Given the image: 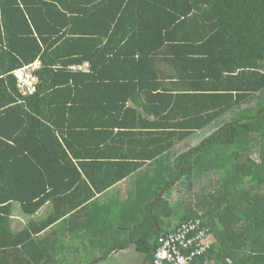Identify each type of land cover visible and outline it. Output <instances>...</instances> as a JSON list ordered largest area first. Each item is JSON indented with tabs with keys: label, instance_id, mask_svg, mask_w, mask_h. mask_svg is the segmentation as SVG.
<instances>
[{
	"label": "trees",
	"instance_id": "16d2710c",
	"mask_svg": "<svg viewBox=\"0 0 264 264\" xmlns=\"http://www.w3.org/2000/svg\"><path fill=\"white\" fill-rule=\"evenodd\" d=\"M36 59L22 95L15 70ZM146 162L128 203L98 204ZM48 203L67 207L44 226L101 207L76 264L130 241L156 264L159 237L198 220L190 264H264V0H0V231Z\"/></svg>",
	"mask_w": 264,
	"mask_h": 264
},
{
	"label": "crops",
	"instance_id": "0c3cea01",
	"mask_svg": "<svg viewBox=\"0 0 264 264\" xmlns=\"http://www.w3.org/2000/svg\"><path fill=\"white\" fill-rule=\"evenodd\" d=\"M81 65V68L71 69L89 70L88 63ZM149 165L151 162L144 163L143 168L138 172L103 192H97L95 200L98 204H110L112 208L124 206L130 200L131 192L136 188L138 177L150 167ZM89 171L93 176L101 173L97 165H93ZM84 175L88 176L86 173ZM85 196V191L78 193L73 203H78ZM67 202L71 203V200ZM66 207L61 205L58 209L48 203L35 214L27 213L20 205L12 207L11 223L7 225L6 232L0 231V264H46L47 261L49 264H76L77 261L84 260L89 255L86 249L89 231L88 215L91 212H101V207L89 208L86 204H81L59 220L44 226L47 216L53 210L56 213ZM141 262L135 243L130 241L125 247L113 250L98 264H141Z\"/></svg>",
	"mask_w": 264,
	"mask_h": 264
},
{
	"label": "built area",
	"instance_id": "2783aa9c",
	"mask_svg": "<svg viewBox=\"0 0 264 264\" xmlns=\"http://www.w3.org/2000/svg\"><path fill=\"white\" fill-rule=\"evenodd\" d=\"M41 65L42 61L36 59L15 70L17 87L22 95L35 93L39 82L36 71ZM81 66L73 65L72 68H81ZM199 224V220L189 222L178 231L161 235L155 252L156 264H190L196 255L203 252L208 241L203 230L199 228ZM197 229H199L198 234L190 236L191 232Z\"/></svg>",
	"mask_w": 264,
	"mask_h": 264
},
{
	"label": "rangeland",
	"instance_id": "374dc122",
	"mask_svg": "<svg viewBox=\"0 0 264 264\" xmlns=\"http://www.w3.org/2000/svg\"><path fill=\"white\" fill-rule=\"evenodd\" d=\"M224 120L220 121L219 123H222ZM216 126H218V124ZM216 126L215 127L212 126L211 128H209L207 130L196 133V135L191 137L188 141H185V142L179 144V146L175 149V152L178 153V151H183V150L188 149L189 147L195 145L196 143H199L206 135H208L211 131L216 129ZM255 151L256 152H255L254 156L258 158L259 154H258L257 150H255ZM148 169L151 171L152 167H149ZM181 195H182V193H180L179 188L175 187L172 191V194L170 195V200L175 202L177 199H179V197H181Z\"/></svg>",
	"mask_w": 264,
	"mask_h": 264
}]
</instances>
